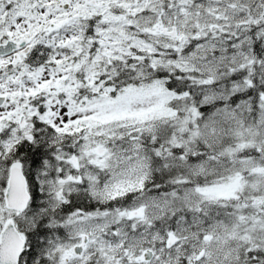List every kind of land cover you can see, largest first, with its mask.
Listing matches in <instances>:
<instances>
[{
	"label": "snow or ice",
	"instance_id": "snow-or-ice-1",
	"mask_svg": "<svg viewBox=\"0 0 264 264\" xmlns=\"http://www.w3.org/2000/svg\"><path fill=\"white\" fill-rule=\"evenodd\" d=\"M0 264H264V0H0Z\"/></svg>",
	"mask_w": 264,
	"mask_h": 264
}]
</instances>
